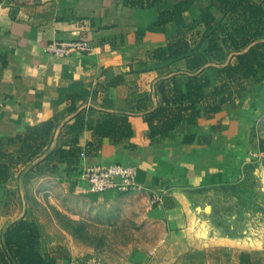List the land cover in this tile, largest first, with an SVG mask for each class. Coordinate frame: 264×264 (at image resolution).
I'll return each instance as SVG.
<instances>
[{
	"label": "crops",
	"instance_id": "obj_1",
	"mask_svg": "<svg viewBox=\"0 0 264 264\" xmlns=\"http://www.w3.org/2000/svg\"><path fill=\"white\" fill-rule=\"evenodd\" d=\"M125 1L0 0V152L27 158L36 146L22 141L26 128L56 119L31 160L12 164L8 181L0 183V249L5 247L6 230L27 220L22 184L32 166L47 169L74 192H88L77 184L82 168L134 165L142 192L157 196L154 211L165 215L177 229L183 224L177 193L235 182L244 164L258 153L255 133L264 115V77L237 83L222 70L236 65L239 54L264 41V0H250L263 8V27H258L261 35L242 49H233L224 41L235 25L251 23L256 30L255 22L245 21L237 0L223 3V8L215 6L218 0H192L172 18L168 12L185 0H157L146 8L128 6ZM205 8L210 14L207 19ZM162 12L167 21L158 24ZM77 38L88 40L93 50L62 58L46 52L52 41ZM184 41L189 45L184 56L152 58L155 50L168 54V44ZM193 56L200 61L198 68L191 66ZM199 72L207 76L209 85L197 105L196 122H181L167 137L148 138L145 116L165 107L164 99L175 92L184 93L189 78ZM222 84L233 91L232 100L210 113L208 106L219 103L213 92ZM87 94L92 96L89 112L82 104ZM71 103L74 110L69 112ZM113 114L127 117L133 131L130 138L98 137L87 127L69 129L70 121L79 117L84 124L95 125ZM190 135L194 141L184 143ZM76 138L80 141L75 142ZM41 234L38 249L44 259L67 264L74 258L66 260L54 249L46 250ZM258 249L264 251V244ZM7 256L10 264H17ZM227 264L239 262L234 255Z\"/></svg>",
	"mask_w": 264,
	"mask_h": 264
},
{
	"label": "rangeland",
	"instance_id": "obj_2",
	"mask_svg": "<svg viewBox=\"0 0 264 264\" xmlns=\"http://www.w3.org/2000/svg\"><path fill=\"white\" fill-rule=\"evenodd\" d=\"M255 140L258 153L237 181L177 193L183 216L177 229L154 211L151 195L74 192L38 166L28 169L22 184L24 214L42 233L46 250L66 260L227 264L237 251L263 253L258 248L264 244V115Z\"/></svg>",
	"mask_w": 264,
	"mask_h": 264
},
{
	"label": "trees",
	"instance_id": "obj_3",
	"mask_svg": "<svg viewBox=\"0 0 264 264\" xmlns=\"http://www.w3.org/2000/svg\"><path fill=\"white\" fill-rule=\"evenodd\" d=\"M157 0H126V5L136 7H151ZM192 0H185L181 4H176L173 11L168 12V17H176L180 15L191 3ZM234 0H218L215 6L222 7L223 3ZM242 7V16L246 22H255V31L250 24L235 25L231 34L224 41H229L233 49H242L246 47L252 38L258 37L261 33L258 27H263L261 19L262 7L250 0H237ZM234 5L230 10L234 9ZM246 12H249L250 18H246ZM204 19L210 17L208 8L203 11ZM166 16L162 12L159 15L158 24L166 22ZM253 31V32H252ZM189 45L186 41L178 43H170L167 46L168 54L164 49L155 50L152 53V58H176L184 56ZM238 63L234 66H226L223 68L222 73L232 82L241 83L246 79H259V76L264 77V41L259 42L252 46L247 52L237 56ZM193 68H198L200 61L197 57L193 56L190 60ZM209 85L208 78L201 72L191 76L186 85L184 93L175 92L169 98H165L166 106L163 108L155 109L149 112L144 121L149 129L148 138L155 136L167 137L181 122L186 121L188 124H194L200 115V110L197 105L203 100V89ZM241 90V86L239 87ZM214 97H219V103H211L208 106V112H216L224 104L232 100L233 91L228 88L227 84H222L217 87L213 92ZM74 110V104L71 103L68 111ZM56 119L42 121L34 126H28L26 133L23 137V142H31L36 148L32 153L13 157L10 154L0 152V183H6L9 179V170L12 164L20 163L22 161H30L31 157L49 137L52 129L55 127ZM87 127V131H92L98 137H109L114 139L116 137L130 138L133 135L131 124L126 116L108 115V118L103 122H97L95 125L87 124L85 126L83 118L79 117L74 121H70V130H81ZM20 140V136L17 138ZM78 142V138L74 139ZM194 136L184 137V143H192ZM5 247L0 249V264H10L7 254L10 258L15 260L17 264H54L50 260L44 259L38 249L39 232L35 225L27 220H19L12 224L5 232L4 239ZM235 257L239 264H264V255L260 252H236Z\"/></svg>",
	"mask_w": 264,
	"mask_h": 264
},
{
	"label": "built area",
	"instance_id": "obj_4",
	"mask_svg": "<svg viewBox=\"0 0 264 264\" xmlns=\"http://www.w3.org/2000/svg\"><path fill=\"white\" fill-rule=\"evenodd\" d=\"M93 50V45L84 38H77L68 41H52L46 46V52L57 57H70L82 55ZM91 95L87 94L83 99V109L87 112L91 109ZM86 126V124H85ZM79 156L83 158L85 153L81 151ZM138 169L129 164H96L86 166L78 172L77 184L86 191L97 195H104L108 192H142L144 187L138 182ZM152 202H157V196L151 194ZM67 264H104L96 258H72Z\"/></svg>",
	"mask_w": 264,
	"mask_h": 264
}]
</instances>
